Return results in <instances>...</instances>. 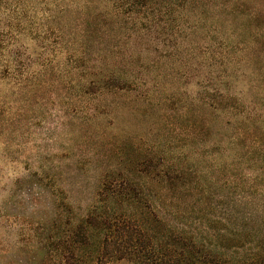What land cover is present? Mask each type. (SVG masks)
Listing matches in <instances>:
<instances>
[{"label": "rangeland", "instance_id": "1", "mask_svg": "<svg viewBox=\"0 0 264 264\" xmlns=\"http://www.w3.org/2000/svg\"><path fill=\"white\" fill-rule=\"evenodd\" d=\"M61 2L65 12L52 21L47 6H38L39 0H0V264L58 263L48 245L50 205L47 195L33 186L34 174L41 172L64 187L67 202L83 213L91 204L103 153L110 156L104 142L143 136L153 144L156 136L172 140L173 152L185 154L187 163L205 179L206 193L195 191L192 201L195 216L211 218V240L226 233L227 245L260 246L258 254L264 255V0H208L214 10L205 16L204 29L188 32L179 47L148 53L126 35L121 39L112 34L102 44L88 45L79 31L72 30L78 23L87 29L78 20H91L95 9L105 10V0ZM86 3L90 6L81 9ZM241 5L245 15L235 18ZM210 23L217 26V34L228 31L224 23L238 27L246 48L223 70L220 87L226 98L220 102L217 92L205 87L201 96L211 106L199 108L193 101L200 96L197 81L202 78L196 76V55L203 56L204 51L193 48L215 35ZM54 27L60 36L47 33L46 40H36L40 31ZM89 29L87 36L99 34L98 29ZM57 37L61 44L54 49ZM81 42L88 46L89 58L115 51L116 60L126 63L133 54L139 59L135 65L159 75L156 81L149 78L152 100L139 103L130 94L111 97L106 102L120 109L86 122L78 111L80 74L71 68L67 55L70 45L81 51L76 49ZM206 60L204 55L201 62ZM172 94L176 97L166 104ZM233 97L238 109L230 108L236 104ZM220 107H226L225 112ZM187 135L191 142L186 145ZM101 205L123 212L111 199ZM237 252L245 255L242 248Z\"/></svg>", "mask_w": 264, "mask_h": 264}, {"label": "trees", "instance_id": "2", "mask_svg": "<svg viewBox=\"0 0 264 264\" xmlns=\"http://www.w3.org/2000/svg\"><path fill=\"white\" fill-rule=\"evenodd\" d=\"M43 5L47 6L52 21L65 12L61 0H39L38 6ZM89 6L90 3H86L81 9ZM104 8L99 13L95 9L91 20H78L86 23L87 29L78 23L72 30L79 31L88 45L90 41L92 45L102 44L104 38L110 39L112 34L118 35L115 38L126 35L132 38L135 47L147 53L152 49L179 47L189 36L188 32L193 35L204 29L205 16L214 10L208 0H105ZM240 9L236 10L235 18L245 15L244 5ZM73 11L78 13L77 9ZM224 24L228 31L217 34V26L210 23L209 28L215 35L193 48L203 49L207 55L205 62H201L204 55H196V76L202 74V78L197 81L200 96L193 101L199 108L211 106L206 96H201L205 87L217 92L216 99H221L220 102L226 98L220 87L225 79L223 70L246 48L238 38V27ZM90 27L98 29L99 34L87 36ZM57 30L54 27L40 31L36 40H46L47 33L60 36ZM173 38H179L180 42L172 44ZM55 39L52 46L58 49L61 40L60 37ZM81 43L76 48L81 51L77 52L75 45H70L67 55L71 68L80 74L78 111L84 114L86 122L120 109L116 103L106 102L111 97L130 94L139 103L152 100L149 78L157 80L159 75L154 76L150 69L135 65L138 58L131 54L127 57L128 65L116 60L115 51L110 52L111 56L103 52L104 55L99 53L97 58H89L88 46ZM192 77L190 75L189 79ZM175 97L169 95L166 104ZM233 100L236 104L230 108L238 109V99L233 97ZM124 110L129 112L132 107L124 106ZM218 110L225 112L226 107ZM156 137L154 144L147 142L144 136L137 140L114 137L104 142L110 156L103 153L92 201L83 213L75 212L67 202L64 187L41 172L33 175V186L44 197L47 195L45 199L50 205L48 245L57 264H109L113 260H128L134 264H264V255L258 254L260 246L227 245L226 233L217 234L215 241L211 240V218L195 216L192 201L195 191L206 193L205 179L203 181L200 172L187 163L185 154L173 152L172 140ZM185 141L186 145L191 142L188 135ZM107 199L113 200L123 212L102 209V201ZM207 199L203 197V204ZM218 231L223 232V229ZM248 246L250 251H247ZM241 248L245 255L237 252Z\"/></svg>", "mask_w": 264, "mask_h": 264}]
</instances>
